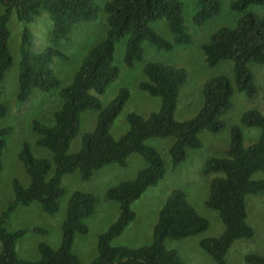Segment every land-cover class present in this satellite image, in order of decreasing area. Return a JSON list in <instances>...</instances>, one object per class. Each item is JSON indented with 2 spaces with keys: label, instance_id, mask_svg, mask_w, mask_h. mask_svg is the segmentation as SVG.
Here are the masks:
<instances>
[{
  "label": "trees",
  "instance_id": "1",
  "mask_svg": "<svg viewBox=\"0 0 264 264\" xmlns=\"http://www.w3.org/2000/svg\"><path fill=\"white\" fill-rule=\"evenodd\" d=\"M0 84L12 66L9 49L10 31L8 22L15 13L21 24L19 38L18 90L15 96L18 105L27 102L35 91L48 93L59 89L60 107L53 113L51 124L38 120L31 123L38 135L36 145L46 149L51 159L35 157L24 143L18 158L28 176L27 187L13 182L14 200L7 205L0 217V264H81L72 252L76 235L88 232L86 220L94 213L96 198L89 193L75 191L70 196L65 219L61 227V241L56 249L38 244L39 258L35 261L21 259L16 254L17 241L27 233L20 229L9 231L6 223L17 206L36 203L47 215L59 210V200L65 191L61 186L65 175L78 173L88 181L94 172L111 164L125 166L132 154L141 156L146 162L135 179L123 181L110 187L105 198L118 204L119 215L97 241V256L90 264H183L178 252L166 247L167 241H179L207 230V219L199 215L187 201L184 192L173 190L161 207L154 226L150 244L139 248L112 246L135 219L130 205L150 187L164 177L166 164L159 152L145 145L150 138H174L168 150L172 168L186 158L187 150L202 146L198 134L202 131L219 133L225 128L222 117L233 107L235 92L248 98L256 95L252 64L264 65V14L251 10L253 6H264V0H232L229 9L238 14L233 26L223 25L201 46L209 67L223 61L232 63L233 81L224 75L208 79L202 90L203 105L197 115L185 121H177L174 113L180 89L187 80L183 68L161 63H148L143 69L145 80L139 88L161 100L157 112L148 117L136 113L127 115L128 130L119 139L109 134L115 118L121 112L129 94L122 89L106 106L99 96L118 76L114 64L115 43L126 38L124 63L132 67L143 58L142 43L149 42L158 50L171 51L177 46L190 45L192 36L184 19L182 0H109L104 5L107 31L102 41L87 51L81 59L70 84L60 88V81L50 64L56 55V45L69 38L72 29L92 21L98 7L93 0H0ZM220 0H196V11L192 23L202 26L220 14ZM42 13H46L53 26L49 43L35 51L34 34L29 25ZM165 20L173 41H168L155 32L150 25ZM262 109H250L242 113L240 124L230 126L228 149L221 157H212L204 164V175L220 174L210 182L205 205L216 211L224 226L217 237L200 240V248L216 264H229L226 259L233 243L251 239L254 229L247 223L245 197L264 194V178L253 179L256 173H264V89ZM94 111L96 125L82 136L81 148L69 153L71 141L80 129L81 115ZM7 114V107L0 103V119ZM258 128V140L245 147L241 126ZM12 133L10 127H0V172L1 155L6 140ZM264 236V226H263ZM246 264H264V251L248 253Z\"/></svg>",
  "mask_w": 264,
  "mask_h": 264
},
{
  "label": "rangeland",
  "instance_id": "2",
  "mask_svg": "<svg viewBox=\"0 0 264 264\" xmlns=\"http://www.w3.org/2000/svg\"><path fill=\"white\" fill-rule=\"evenodd\" d=\"M98 7L92 21L75 26L69 38L60 41L55 47L60 53L53 58L50 67L60 81V88L70 84L71 79L80 65L81 59L89 49L98 44L106 35L107 24L104 5L109 0H93ZM222 8L220 14L202 26L192 23V16L196 11V0H182L184 4V19L188 32L192 36V43L177 46L171 51L158 50L147 41L142 43L143 58L127 67L124 63L126 38L115 43L114 64L119 72L114 82L99 96L103 106L110 103L122 89L128 91L129 97L119 115L113 121L109 134L119 139L128 130L127 115L136 113L148 117L157 112L161 100L152 97L139 88L145 80L143 69L146 64L154 62L183 68L187 73V80L179 92L174 118L185 121L198 114L203 105V85L215 76L224 75L233 81L232 63L223 61L215 67H209L204 59L201 46L206 44L210 36L221 26H233L238 14L229 9L232 0H220ZM251 10L259 15L264 14V6H253ZM3 12L0 6V14ZM52 22L46 13H42L29 25L34 34L33 49L39 51L49 43ZM150 27L168 41L173 36L168 30L165 20H159ZM8 28L10 31L9 49L12 56V66L5 74L0 84V103L7 107V114L0 119V127H10L12 133L6 140V147L1 155L0 172V217L7 205L14 200L13 182L27 187L28 176L18 155L26 143L35 157L51 159V154L36 145L38 135L33 132L31 123L38 120L44 124H51L53 113L60 107L59 89L48 93L35 91L32 97L22 105L15 99L18 90L19 65V38L21 24L16 20L13 12ZM254 74L256 95L248 98L242 93L235 92L232 97L233 107L223 117L225 128L219 133L202 131L198 138L202 146L196 150H187L185 160L176 168H172L168 150L174 143V138H150L145 145L154 148L160 153L166 164L164 177L157 185L148 188L139 199L130 205L135 219L125 230L112 240V246L139 248L152 241L154 226L158 214L166 198L173 190L184 192L187 201L196 212L207 219L208 228L201 234L194 235L179 241H167L166 247L174 249L181 257L183 264H216L199 246L201 239L220 236L224 231L222 221L216 211L206 207L210 182L220 174L204 175V164L212 157H221L228 149L230 142V126L240 124L239 118L243 112L250 109H262L264 89V65L250 66ZM94 111H85L81 115L80 129L77 136L71 141L69 153H75L81 148L82 136L94 129L96 125ZM241 126L242 140L245 147L255 143L259 136L258 128ZM146 166L144 159L132 154L127 158L126 165H107L94 172L91 179L84 181L78 173L63 176L61 186L65 193L59 200V210L54 215H47L41 211L36 203L30 206H17L6 223L9 231L27 230L16 243V254L19 258L35 261L39 258L38 244L43 243L56 249L61 241V227L66 215L67 202L75 191L92 194L96 198L94 213L86 220L88 232L85 235H76L72 252L78 257L81 264H90L97 256V241L101 234L107 231L119 215L118 204L105 198L110 187L123 181L135 179L138 172ZM264 178V173H256L253 179ZM247 223L254 229L251 239H241L233 243L226 256L229 264H246L244 256L248 253L260 254L264 251V194L247 195L245 197ZM1 248V247H0Z\"/></svg>",
  "mask_w": 264,
  "mask_h": 264
}]
</instances>
